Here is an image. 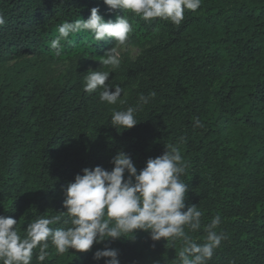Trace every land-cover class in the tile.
<instances>
[{"label": "trees", "instance_id": "obj_1", "mask_svg": "<svg viewBox=\"0 0 264 264\" xmlns=\"http://www.w3.org/2000/svg\"><path fill=\"white\" fill-rule=\"evenodd\" d=\"M92 8L106 22L129 19L122 46L139 48L137 59L126 53L119 67L103 66L119 45L96 41L90 31L61 40L56 55L50 43L59 26L87 20ZM0 15V216L16 219L21 236L38 216L67 211V187L83 169L111 171L123 151L139 172L178 146L185 210L202 212L201 228L186 232L203 243L205 226L221 217L216 231L225 238L207 264H264V0H201L179 25L145 21L103 0H0ZM64 63L63 74L47 75V67ZM100 70L111 73L107 84L127 89L123 103L102 102L101 89L83 90L85 75ZM150 92L156 95L138 110L134 128L112 126L114 110ZM70 219L65 213L50 227H71ZM183 246L182 239L153 241L137 230L89 252L57 254L49 242L42 264H106L94 259L105 248L118 250L120 264H179Z\"/></svg>", "mask_w": 264, "mask_h": 264}, {"label": "clouds", "instance_id": "obj_2", "mask_svg": "<svg viewBox=\"0 0 264 264\" xmlns=\"http://www.w3.org/2000/svg\"><path fill=\"white\" fill-rule=\"evenodd\" d=\"M111 9L130 11L145 21L154 18L170 20L179 25L184 20L185 10L195 11L201 6V0H103ZM99 8H92L90 17L64 22L59 35L51 41L50 47L61 55V40L70 34L90 31L96 41L113 39L117 45H124L132 25L129 19L117 17L115 22L105 21L99 14ZM0 15V25L4 23ZM121 63L116 47L108 50L102 60L103 66L119 67ZM109 71H89L85 75L84 91L92 93L97 89L102 102L114 105L120 100L123 89L106 82ZM115 90L112 91L111 89ZM155 92L140 94L138 102L124 111L114 110L111 124L113 127L132 129L138 122L135 118L138 110L155 97ZM197 127H202L196 121ZM184 142L181 137L179 143ZM111 171L100 166L83 169L66 190L64 207L70 217L71 227L52 228L61 222L65 213L51 217L40 215L29 223L26 235L21 236L17 221L11 216H0V262L2 264H32L33 252L38 249L36 260L42 264L50 255L49 242L57 254L69 250L89 252L94 244L105 240H119L126 234L137 230L149 232L153 241L183 240L184 246L178 252L179 264H207L225 238L223 232L216 229L221 224L219 215L211 219L205 228L206 240L195 242L186 229L196 231L201 228L202 212L197 206L186 208L185 200L188 186L181 180L186 165L178 146L166 148L163 155L150 158L146 167L139 170L132 158L125 152H119L113 159ZM127 177V178H126ZM67 223V221H65ZM106 259V264H120L119 252L105 248L97 250L94 259L98 262Z\"/></svg>", "mask_w": 264, "mask_h": 264}, {"label": "rangeland", "instance_id": "obj_3", "mask_svg": "<svg viewBox=\"0 0 264 264\" xmlns=\"http://www.w3.org/2000/svg\"><path fill=\"white\" fill-rule=\"evenodd\" d=\"M116 48H117V51L119 53L120 60L122 59V57L126 53L129 54V56L132 60L137 59L141 53V50L139 48H136V47L126 48L125 46L119 45ZM67 68H68V63H64V64L53 65V66L47 67L45 70H46V73L49 77H51V76L56 77V76H59L60 74H63ZM121 88L123 89V93H122L120 100H124L128 96V91L124 87H121ZM118 102H120V101H118Z\"/></svg>", "mask_w": 264, "mask_h": 264}]
</instances>
